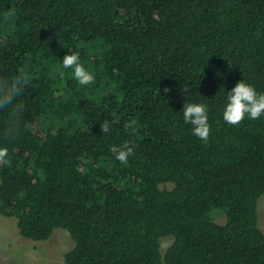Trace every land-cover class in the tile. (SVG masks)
Instances as JSON below:
<instances>
[{
  "label": "trees",
  "instance_id": "trees-1",
  "mask_svg": "<svg viewBox=\"0 0 264 264\" xmlns=\"http://www.w3.org/2000/svg\"><path fill=\"white\" fill-rule=\"evenodd\" d=\"M71 53L93 84L63 68ZM19 71L0 215L24 238L68 230L60 264H264V116L223 119L237 82L264 93V0H0V77ZM185 103L208 106L207 143ZM126 140L125 166L111 148Z\"/></svg>",
  "mask_w": 264,
  "mask_h": 264
},
{
  "label": "clouds",
  "instance_id": "clouds-1",
  "mask_svg": "<svg viewBox=\"0 0 264 264\" xmlns=\"http://www.w3.org/2000/svg\"><path fill=\"white\" fill-rule=\"evenodd\" d=\"M62 65L64 69L73 70V77L80 85L87 86L95 82L94 73L80 63L78 53L65 55ZM27 83L28 77L23 71H19L11 78L0 77V112L7 113L0 134L8 139L14 138L21 130L25 105L20 98L23 96ZM182 115L184 122L192 125L193 135L207 143L211 133L208 106L204 103H185ZM262 116H264V93L258 92L252 84L244 80L237 82L231 91H228L227 103L223 111L224 121L229 125L238 126L245 118L257 120ZM136 123L137 121L132 120L125 127L132 128ZM100 130L102 133H109L110 122L102 121ZM135 147L133 141L126 140L119 146L114 145L111 151L115 154V158L126 166L129 163V157L135 155ZM0 164H11L7 146H0Z\"/></svg>",
  "mask_w": 264,
  "mask_h": 264
},
{
  "label": "rangeland",
  "instance_id": "rangeland-1",
  "mask_svg": "<svg viewBox=\"0 0 264 264\" xmlns=\"http://www.w3.org/2000/svg\"><path fill=\"white\" fill-rule=\"evenodd\" d=\"M258 225L264 230V195L258 202ZM225 221L224 214L215 216ZM15 216L0 215V264H60L64 252L73 246L68 230L56 228L50 239L34 242L24 238L17 227ZM173 238L162 240L161 251L165 252Z\"/></svg>",
  "mask_w": 264,
  "mask_h": 264
}]
</instances>
